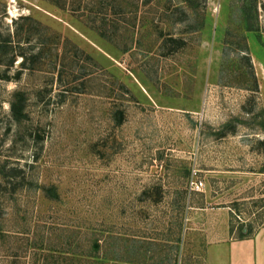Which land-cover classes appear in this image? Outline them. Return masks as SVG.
I'll return each mask as SVG.
<instances>
[{
    "label": "rangeland",
    "instance_id": "1",
    "mask_svg": "<svg viewBox=\"0 0 264 264\" xmlns=\"http://www.w3.org/2000/svg\"><path fill=\"white\" fill-rule=\"evenodd\" d=\"M227 211L264 228V0H0V264H205Z\"/></svg>",
    "mask_w": 264,
    "mask_h": 264
},
{
    "label": "crops",
    "instance_id": "2",
    "mask_svg": "<svg viewBox=\"0 0 264 264\" xmlns=\"http://www.w3.org/2000/svg\"><path fill=\"white\" fill-rule=\"evenodd\" d=\"M202 212H207L204 207ZM210 210V209H209ZM197 214L203 218L205 233V264H264V228L243 239L230 231V213Z\"/></svg>",
    "mask_w": 264,
    "mask_h": 264
},
{
    "label": "trees",
    "instance_id": "3",
    "mask_svg": "<svg viewBox=\"0 0 264 264\" xmlns=\"http://www.w3.org/2000/svg\"><path fill=\"white\" fill-rule=\"evenodd\" d=\"M248 15L249 14L245 13L246 22L249 19ZM246 28L249 31L253 30V26L251 23H248ZM19 96L22 97V101L20 102V99L17 100L18 98L13 100L11 103V111H12V115H13L14 119L17 122H22L27 117V113H26L25 105H23V101H25V96L23 94H19ZM231 233H233L232 229H231ZM238 237L239 238H245L246 236H245V234H239Z\"/></svg>",
    "mask_w": 264,
    "mask_h": 264
},
{
    "label": "built area",
    "instance_id": "4",
    "mask_svg": "<svg viewBox=\"0 0 264 264\" xmlns=\"http://www.w3.org/2000/svg\"><path fill=\"white\" fill-rule=\"evenodd\" d=\"M191 185L192 189L196 188L197 190H201V188L205 186L202 181L197 180H193Z\"/></svg>",
    "mask_w": 264,
    "mask_h": 264
}]
</instances>
